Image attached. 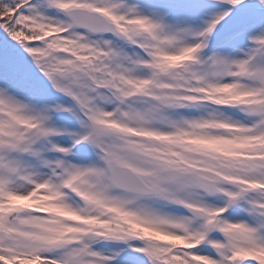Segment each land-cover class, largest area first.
I'll return each instance as SVG.
<instances>
[{"label": "snow or ice", "instance_id": "obj_1", "mask_svg": "<svg viewBox=\"0 0 264 264\" xmlns=\"http://www.w3.org/2000/svg\"><path fill=\"white\" fill-rule=\"evenodd\" d=\"M0 264H264V0H0Z\"/></svg>", "mask_w": 264, "mask_h": 264}]
</instances>
